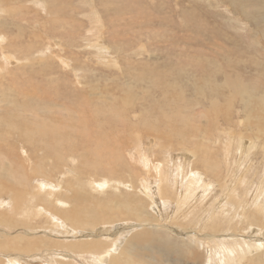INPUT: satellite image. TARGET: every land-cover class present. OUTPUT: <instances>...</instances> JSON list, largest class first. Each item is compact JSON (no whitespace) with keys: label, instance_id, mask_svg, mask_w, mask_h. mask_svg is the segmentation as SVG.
<instances>
[{"label":"rangeland","instance_id":"obj_1","mask_svg":"<svg viewBox=\"0 0 264 264\" xmlns=\"http://www.w3.org/2000/svg\"><path fill=\"white\" fill-rule=\"evenodd\" d=\"M2 22L0 229L31 231L44 264L213 259L217 240L193 241L195 257L187 253L182 241L195 240L188 237L195 228L184 218L172 224L160 217L176 204L150 208L145 193L153 184L145 180H175L187 160L189 179L205 173L208 137L218 139L210 157L227 184L241 163L260 175L256 187L264 184V0H1ZM95 36L99 44L90 41ZM253 142L257 150L237 153ZM232 143L234 151L224 153ZM188 145L198 153L182 152ZM115 151L123 164L115 163ZM41 188L54 198L49 206L34 202ZM41 211L58 218L56 232ZM164 224L178 240L172 246ZM226 236L229 243L264 242L255 230ZM243 264H264V247Z\"/></svg>","mask_w":264,"mask_h":264},{"label":"bare ground","instance_id":"obj_2","mask_svg":"<svg viewBox=\"0 0 264 264\" xmlns=\"http://www.w3.org/2000/svg\"><path fill=\"white\" fill-rule=\"evenodd\" d=\"M259 100H261L262 103L264 104V96H262ZM14 131H19V130H14ZM257 135H258L257 136L258 139H260L263 133H261V131H258ZM24 136L25 134L23 133L22 137ZM217 140H218L217 138H214L212 143H211V139L208 137H206L205 140H202V141L210 142L209 144L205 146L204 144L202 145L204 146L202 148L204 151H208V150L210 151V153L207 154L209 156L205 157V160H203L204 163L201 164V170L204 171L205 173L201 174L200 176H196L194 178L192 177L189 179L188 174L186 172L183 174L184 170L187 169L189 165L185 167L181 165L182 170L178 172V176H175V180L172 179V177H169V178L160 177L159 182H148L147 180H145L146 185H148V183L153 184V186L148 187L150 192L147 194L145 193V195L148 197L150 208H152L151 207L152 205L156 207L158 206L161 207V205L163 204L166 207H171L173 204H176V207L173 210H171L170 213H168V209H165L164 212H162L163 214L160 215V217L167 215L166 220L175 221V222H172V224L173 223L178 224L177 223L178 219L184 218L185 220L184 219L182 220L188 222V224H190L192 228H195L193 231H189L188 237L196 238V239L190 240V241H187V240L182 241L184 249H186L187 253L190 254L192 257H195L193 252L196 251V247H197V246L192 245L193 241L194 243H197L203 240V241H206L207 243H211L212 241L217 240V244H213V248L210 250L213 259L209 255L207 264H243V262L247 260L251 252L253 251L256 252L260 248L264 247V242L262 243L257 242L256 244H250V243H245L242 240L238 239V240H233L234 242L229 243L228 242L229 238L227 239V236L230 237L232 235V237L234 238L236 235L231 234V235L226 236V234L227 232H232V231H237V233H239L242 231L255 230L256 232H259L264 235L263 233L264 225L261 224V222L264 221V184L260 182L258 187L254 185L255 179L256 178L261 179V178L259 177L260 175L257 176L256 173H254L255 174L254 176H253V173H250L251 163L250 164L248 163L246 165L241 163L240 169L238 170V172L236 173L234 177L235 182L234 183L230 182L227 184L228 180L222 179V172L220 170L222 168V165L217 164V161L213 160L212 157H210V155H212L214 152L216 154V151H215L216 146H220V144L219 145L216 144ZM230 141H233V140L230 139ZM235 142H237V140ZM209 145H213V148L212 147L210 148ZM225 146H226V143H225ZM235 148L236 147L234 143H232L229 149L222 148V150L224 151V153L229 154V153H232ZM254 149H256L255 142H253L252 144L250 143L247 147H245V149L241 145V151H237V153L242 154V152L246 150L247 151L245 153V156H246L252 153L251 150H254ZM195 150L198 153V149H195V147L188 145L182 152L190 153L192 151L195 152ZM258 154H260V152ZM188 156H186V158H188ZM177 158H182V155L179 154ZM228 163H230V160H228ZM225 164H226V161H225ZM177 165H174L172 167H175ZM146 167H148V163ZM260 169L261 168H259V170ZM205 174H206L205 178H200ZM230 174H231V171H230ZM180 176L183 177L181 181H180ZM245 179H247V183H245L244 181ZM186 183H187V186H184V185L182 186V184H186ZM156 184H157V187H154ZM197 184H199V188L196 187ZM225 184H227L226 186H228L227 190L225 189L226 186L224 187L222 186ZM236 185L242 187L243 192L247 190V194L243 193V196L239 194L238 191L236 190L237 188L235 189ZM247 185L250 186L251 188L250 190L247 188ZM220 188L222 189L219 190ZM99 189H101L100 193L102 194L106 193V191H104L102 187ZM48 192L50 196L53 197V193L51 192V190H48ZM40 197H43L44 199ZM33 199H34V202L39 203L42 201L44 204L49 206L53 202L54 198L47 199L44 188H41L37 193H34ZM56 204L59 205L60 209H65L63 206L60 205L59 201L56 202ZM133 205L135 204L133 203ZM253 209L255 213L263 217L262 221H259V218H256V215H252L251 213H249V210L253 211ZM158 211L161 212V209L159 208ZM13 213L14 212H10L9 214H13ZM156 214H158V212ZM41 216H47V214L41 211L39 213V218ZM47 217H48V230H52L53 232H56V230H58V228L60 227V225L57 222L58 218L51 217V216L50 217L47 216ZM150 221L153 222V220L151 219ZM215 221H217L218 224L215 223ZM66 222L70 223V220H66ZM228 222L231 225L230 224L228 225ZM255 223L258 224L259 228L253 227ZM162 228L170 230V235L166 241L167 244H170V246H172L174 245V242H178V240L175 238L176 236L174 232L172 231V228H170L169 225L164 224L162 225ZM223 228L225 229L222 230ZM11 229L9 230L0 229V233L6 234ZM203 229L208 230L209 233L200 235L199 233L202 232ZM184 235L186 236V233ZM31 237L34 240L33 233L31 234ZM191 242L192 244H190ZM97 246H98V243H97ZM12 251L23 252L25 250L20 248V249H14ZM40 253L43 255V252L41 250H40ZM42 255H41V262L44 264V262L42 261ZM53 261H56V260H53ZM114 262H117V261H114Z\"/></svg>","mask_w":264,"mask_h":264},{"label":"flooded vegetation","instance_id":"obj_3","mask_svg":"<svg viewBox=\"0 0 264 264\" xmlns=\"http://www.w3.org/2000/svg\"><path fill=\"white\" fill-rule=\"evenodd\" d=\"M131 98L125 99V106L129 104ZM120 135V133H119ZM121 137V136H120ZM122 138V137H121ZM125 143V141H122ZM116 144L115 147H119L120 144ZM139 152V151H138ZM117 161L116 163H124V159L120 157L121 151L116 152ZM140 156V161L143 167L147 166V161L145 156L141 158V152L138 153ZM186 161V160H185ZM188 162H192L191 160H187L186 163L182 164V166L189 165ZM158 176V172H156ZM20 226L15 225L9 232L6 234L0 233V264H43L41 262V253L40 249L37 245V242L34 241L31 237L32 232L28 230L18 231L14 233L13 231L18 230ZM17 234V236H14ZM24 249L23 252H14V249ZM20 259H22L21 262Z\"/></svg>","mask_w":264,"mask_h":264},{"label":"crops","instance_id":"obj_4","mask_svg":"<svg viewBox=\"0 0 264 264\" xmlns=\"http://www.w3.org/2000/svg\"><path fill=\"white\" fill-rule=\"evenodd\" d=\"M0 2H1V0H0ZM51 2L52 3H54V0H51ZM45 4V2L43 3V5ZM9 5V4H8ZM6 11H10L11 10V8H4ZM4 9H2V11L3 12H6ZM0 26L1 27H3V28H5L6 26H7V22H2V23H0ZM19 28H22V27H19ZM97 36H95V37H93L92 39H90V41H92L93 42V44H99L98 42H97ZM60 47H63V45H61ZM63 61V60H62Z\"/></svg>","mask_w":264,"mask_h":264}]
</instances>
